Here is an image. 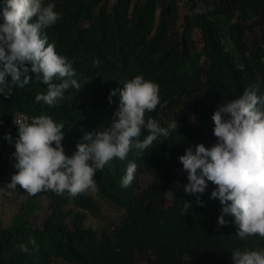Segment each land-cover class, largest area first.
<instances>
[{
	"label": "trees",
	"instance_id": "obj_1",
	"mask_svg": "<svg viewBox=\"0 0 264 264\" xmlns=\"http://www.w3.org/2000/svg\"><path fill=\"white\" fill-rule=\"evenodd\" d=\"M48 3L62 18L42 32L58 54L72 61V79L81 88L70 87L57 106H49L36 101L47 85L33 75L24 88L13 86L10 97L0 94V182L17 172L15 145L5 138L9 132L18 137V128H10L15 113H26L29 122L47 114L63 123L62 143L71 156L85 133L110 125L120 103L119 92L109 101L110 92L137 75L159 85L160 103L145 119L154 118L162 127L177 120V129L142 154L133 148L125 160L114 158L97 171V192L125 212L111 230L98 233L85 225L88 213H100L89 189L75 197L44 191L50 202L41 226L15 219L0 229V264H53L52 258L72 264H234L237 248L264 250V238L238 237L233 216L226 215L228 223L219 226L222 205L210 199L214 184L208 182L200 195L204 206L195 194L184 192L188 174L179 160L189 147L217 142L212 115L223 100L238 98L251 85L264 94V0H219L211 11L192 1L181 21L177 0H115L110 7L106 0H44ZM221 12L235 14V20L220 25L216 16ZM167 113L174 117L166 118ZM148 134L142 129L140 139ZM129 162L137 164V171L125 188L121 181ZM142 174L151 179L144 186ZM169 189L172 200L164 205L161 198ZM186 201L192 204L187 210ZM30 238L38 247L28 243ZM140 256L146 258L138 262Z\"/></svg>",
	"mask_w": 264,
	"mask_h": 264
},
{
	"label": "clouds",
	"instance_id": "obj_2",
	"mask_svg": "<svg viewBox=\"0 0 264 264\" xmlns=\"http://www.w3.org/2000/svg\"><path fill=\"white\" fill-rule=\"evenodd\" d=\"M55 4L44 0H3L0 7V94L12 95L13 86L24 88L35 75L47 85V92L37 94V102L57 106L70 87L79 90L73 63L56 51L42 30L57 23L62 14L55 11ZM30 65V67L28 66ZM11 77V82L8 77ZM55 80L62 81L60 83ZM122 89L110 92L109 101L119 92V108L110 125L102 131L87 132L77 143V150L68 156L63 146V123L51 116L13 119L18 137L9 132L6 139L15 145L12 154L17 161L16 174L6 187L11 190L19 185L31 196L44 191L75 197L95 188V175L114 158L125 160L134 148L142 154L158 137H169L177 129V120L162 127L154 118L145 119L160 103L159 85L137 75L127 81ZM7 89V91H5ZM251 85L235 99L223 100L212 115L213 133L217 142L211 147L203 143L186 149L179 157L183 170L188 174L186 194H195L197 203L204 206L200 195L205 193L208 182L216 186L210 199H219L222 214L219 226H225L226 215L235 218L238 237L264 238V94ZM142 129L148 135L140 139ZM137 171V164L129 162L121 186L130 187ZM192 204L186 201L187 210ZM29 244L38 247L30 238ZM20 250L28 247L21 244ZM234 264H264V250L237 248L232 251Z\"/></svg>",
	"mask_w": 264,
	"mask_h": 264
},
{
	"label": "rangeland",
	"instance_id": "obj_3",
	"mask_svg": "<svg viewBox=\"0 0 264 264\" xmlns=\"http://www.w3.org/2000/svg\"><path fill=\"white\" fill-rule=\"evenodd\" d=\"M115 0H106V5H110ZM192 1H195L201 10L211 11L216 3L219 0H177V5L180 12V21L182 20L183 14L189 12L190 4ZM161 4L162 0H158ZM224 5H229L224 3ZM226 7V6H225ZM229 9V8H228ZM227 9V10H228ZM228 12V11H226ZM217 21L220 25L225 24L229 19L230 21L235 20V14L227 16V13L221 12L217 16ZM258 33V30H257ZM256 32H251L248 34V41L252 42L255 39ZM194 37L199 39L198 31H194ZM256 40L259 41V38ZM229 43H227V46ZM200 45V43H199ZM261 50L264 52V41L260 43ZM66 96V94H64ZM163 112V111H162ZM179 113V112H177ZM166 118H173L174 115L167 113L164 115ZM197 117L193 116V121L196 122ZM150 177L147 174L141 175V184L142 186L146 185L150 181ZM11 181V177L6 178V180L0 182V229L8 227L11 225L12 221L19 219L25 223L32 226H41L42 220L45 217V209L49 204L50 200L42 193H39L35 196H31L25 192L19 185L17 189L11 190L6 187V184ZM176 185L173 183L172 188ZM90 194L93 199L100 206V213L97 215L87 214L85 225L90 226L95 229L98 233H101L103 230L109 231L112 226L117 224L119 220L125 215L124 210L115 206L110 201L106 200L102 195L97 192L95 188L89 189ZM173 196L172 189H169L164 196H162L161 201L164 205H167L171 202ZM146 257L140 256L138 262H142ZM51 262L53 264H72L68 263L62 258H52Z\"/></svg>",
	"mask_w": 264,
	"mask_h": 264
},
{
	"label": "built area",
	"instance_id": "obj_4",
	"mask_svg": "<svg viewBox=\"0 0 264 264\" xmlns=\"http://www.w3.org/2000/svg\"><path fill=\"white\" fill-rule=\"evenodd\" d=\"M22 117H27L28 118V116H27L26 113H24V112H17V113H15L13 119L22 118ZM0 124H4V121L3 120H0ZM13 127H17L15 125V123H14V120H12V122L10 124V128H13Z\"/></svg>",
	"mask_w": 264,
	"mask_h": 264
}]
</instances>
